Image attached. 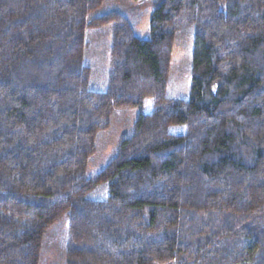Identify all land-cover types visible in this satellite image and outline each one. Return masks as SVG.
<instances>
[{
  "label": "trees",
  "instance_id": "1",
  "mask_svg": "<svg viewBox=\"0 0 264 264\" xmlns=\"http://www.w3.org/2000/svg\"><path fill=\"white\" fill-rule=\"evenodd\" d=\"M104 1L0 0V264H39L63 215L64 264H264V0H154L148 38L120 11L93 15ZM185 21L189 94L170 98ZM108 24L94 91L86 30ZM147 98L153 111L87 177L112 111ZM101 184L107 197L88 198Z\"/></svg>",
  "mask_w": 264,
  "mask_h": 264
},
{
  "label": "rangeland",
  "instance_id": "2",
  "mask_svg": "<svg viewBox=\"0 0 264 264\" xmlns=\"http://www.w3.org/2000/svg\"><path fill=\"white\" fill-rule=\"evenodd\" d=\"M153 1L105 0L93 15H101L109 10L120 11L128 18L138 37L148 38ZM112 31L113 24L101 27L92 26L86 30L84 65L91 71L89 87L94 91L102 92L106 89L110 69ZM193 40L194 27L185 21L176 31L171 54L167 82V96L170 98H186L189 94ZM152 111L153 101L150 98L145 99L139 107L114 109L108 124L102 127L96 135L95 151L88 162L86 176L91 177L103 169L116 154L120 142L132 134L137 118L141 114H148ZM171 131L183 133L184 127H172ZM107 194L108 186L101 184L87 197L103 200ZM67 225L68 219L63 215L46 231L39 264H64Z\"/></svg>",
  "mask_w": 264,
  "mask_h": 264
}]
</instances>
